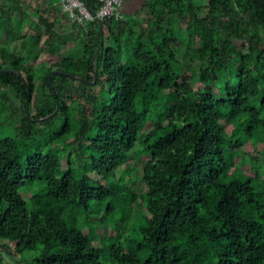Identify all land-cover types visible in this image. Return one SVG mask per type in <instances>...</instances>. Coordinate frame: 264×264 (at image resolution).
Listing matches in <instances>:
<instances>
[{"label": "trees", "instance_id": "obj_1", "mask_svg": "<svg viewBox=\"0 0 264 264\" xmlns=\"http://www.w3.org/2000/svg\"><path fill=\"white\" fill-rule=\"evenodd\" d=\"M12 3L0 9V30L27 55L0 47V251L15 264H106L103 253L114 264H264V184L236 167L238 150L264 143V0H150L140 9L146 27L137 15L102 20L95 66L100 23L90 21L79 27L82 56L42 70V99L29 59L46 36L56 55V24L39 15L24 34ZM86 5L99 11L98 0ZM71 82L87 90L67 103ZM5 88L25 108L14 131ZM131 156L149 159L150 216L100 248L98 228L121 233L137 201L118 173Z\"/></svg>", "mask_w": 264, "mask_h": 264}, {"label": "rangeland", "instance_id": "obj_2", "mask_svg": "<svg viewBox=\"0 0 264 264\" xmlns=\"http://www.w3.org/2000/svg\"><path fill=\"white\" fill-rule=\"evenodd\" d=\"M148 1L150 0H124L123 7H127V9H123V13L127 15H137L139 19L143 22L144 27L147 26V18L140 13V9L142 6H144ZM6 0H0V7L2 5H5ZM23 15L20 17L21 24L18 26L17 20L18 15L15 12L11 13V17L15 22V27H17V30H21L24 34H30L35 29H37L38 26V17L39 15H42L45 19H47L49 22H54L58 26L60 25V28L57 26V34L60 36L59 39L55 40L54 48L56 50V55H50L47 51V44L45 43L46 37L42 40L40 44V55L38 59H29V63L32 68L36 71V81L37 84H39V99H42V89H41V78L40 76L43 75V69L44 68H51L54 66V64L58 63L62 59L73 57V58H79L82 56L83 53V45L77 39L79 32V27L76 23H73L70 17L65 16L63 17V22H61V14H64V10H41V12L38 14L36 10H21ZM63 23V24H62ZM89 23V21H88ZM62 24V25H61ZM186 29H187V21L183 20L182 24L180 26V32L182 35V38L186 40V42L189 41L188 37H186ZM43 32V31H42ZM75 32V38L68 44L65 43L62 39L64 38V34ZM236 45L239 47L240 50L243 49L242 42L235 41ZM264 45V44H263ZM6 47L8 48L12 53L17 55H27V51L24 49V45L21 41L14 40L11 37H9L6 33L0 30V47ZM178 57H180L182 60L184 59L185 55V49L182 48L178 51ZM192 65H194L196 68H198V61H193ZM185 69V68H184ZM185 76L188 78H191V82L195 83V80H197V76L194 75L193 71L189 69H185ZM87 89L84 85L80 84L79 82H71L68 87L67 91L68 94L64 97V99L69 103L72 98H76V94H83ZM5 91L8 92V104L3 112V116H5L6 123L8 127L14 131L18 126H20V121L22 119L23 113H24V104L22 100H20L17 95L8 89L5 88ZM28 112L30 113V110H34V107L32 108L31 105H28L27 108ZM152 127V124L148 123L146 127L143 128V131L140 135V139H142V135L146 130H149ZM43 127L40 126V129ZM139 139V140H140ZM137 149L140 148V143H138ZM237 160H236V167L244 170L246 172H249L252 175L258 174L259 180L262 184H264V143H261L257 146V151L254 152L251 151L250 143H247L242 149L237 151ZM148 158H143L141 160H137L134 156H131L126 164L119 168V175L125 179L126 182H128L127 187L134 192V194L137 197V201L132 205L130 212L128 214L127 222H125V226L123 231L117 232L116 230L111 229L109 224H106L102 228H98L96 231V240L94 244L98 247H102L101 241L102 238L106 236H118L122 238H126L128 234L132 233V231L136 228H138L141 225V222L144 221V216L149 213L146 210V207L144 204L145 195L147 193V187L145 183L143 182V175H142V168L148 163ZM64 166H66V161H64ZM93 179L98 180L99 177L96 174L91 175ZM23 196L26 200L29 199L31 196L30 192H23ZM122 214V210L117 208V212L114 214V218H120ZM130 226L129 231L127 232L126 227ZM131 231V232H130ZM88 230H85V233H88ZM1 244H8L6 241H3ZM0 257L3 258L7 264H15L12 262L3 252L0 251ZM102 261L106 264H114L111 259H109L108 255L103 253L101 255ZM26 260V259H25ZM26 264H29V261L25 262Z\"/></svg>", "mask_w": 264, "mask_h": 264}, {"label": "built area", "instance_id": "obj_3", "mask_svg": "<svg viewBox=\"0 0 264 264\" xmlns=\"http://www.w3.org/2000/svg\"><path fill=\"white\" fill-rule=\"evenodd\" d=\"M100 3L97 17L109 21L126 20L122 12L124 0H98ZM64 11L69 15L73 23L84 27L89 21L95 20L82 0H60Z\"/></svg>", "mask_w": 264, "mask_h": 264}, {"label": "crops", "instance_id": "obj_4", "mask_svg": "<svg viewBox=\"0 0 264 264\" xmlns=\"http://www.w3.org/2000/svg\"><path fill=\"white\" fill-rule=\"evenodd\" d=\"M12 2H13L12 5H13L14 10H36V11L40 10V12H41V10H64L60 0H12ZM7 5H8V3L6 4V6ZM2 7H5V5H2L0 7V9ZM123 9H127V7H125V8L123 7L122 10ZM123 14L125 15V18H127L128 15L125 13H123ZM65 16L69 17V15L66 12L64 14H61V22H63V23H64L63 17H65ZM51 23H54V22H51ZM87 24H88V22L86 23V25ZM86 25L84 27H86ZM57 26L58 25L56 24V29H55L56 33L58 32ZM58 28H60V25L58 26ZM75 35H76L75 32H73V33L70 32V33L64 34V38L62 40L65 41L66 44H68L76 37ZM82 35L80 34V36H82ZM78 36H79V32H78ZM78 36L76 37L77 39H78ZM47 38L48 37L46 36V39ZM59 38H60V36L57 34L56 39H59Z\"/></svg>", "mask_w": 264, "mask_h": 264}, {"label": "water", "instance_id": "obj_5", "mask_svg": "<svg viewBox=\"0 0 264 264\" xmlns=\"http://www.w3.org/2000/svg\"><path fill=\"white\" fill-rule=\"evenodd\" d=\"M84 2V4L86 5V0H82ZM87 7V5H86ZM88 8V7H87ZM89 12L92 14V16L100 23V44H99V47L93 57V65L95 66V61L99 55V53L101 52V50L103 49V46H104V27H103V24H102V20L100 18L97 17V13L93 12L92 10L88 9ZM54 74H61V75H69V74H66V73H63V72H53ZM51 74L48 75V77L50 78ZM71 76V75H69ZM97 77H98V74H97V70L95 69V80L93 83L96 82L97 80ZM71 78H75L74 76H71ZM28 108V106H27ZM27 113L28 110H27Z\"/></svg>", "mask_w": 264, "mask_h": 264}]
</instances>
